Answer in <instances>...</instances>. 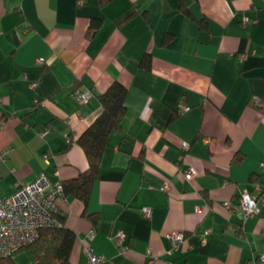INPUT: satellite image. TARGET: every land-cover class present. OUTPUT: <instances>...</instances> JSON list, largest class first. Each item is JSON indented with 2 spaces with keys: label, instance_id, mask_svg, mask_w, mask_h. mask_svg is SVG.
Wrapping results in <instances>:
<instances>
[{
  "label": "crops",
  "instance_id": "1",
  "mask_svg": "<svg viewBox=\"0 0 264 264\" xmlns=\"http://www.w3.org/2000/svg\"><path fill=\"white\" fill-rule=\"evenodd\" d=\"M183 5L0 0V197L41 174L78 177L99 96L128 89L86 208L97 220L73 196L59 203L70 264H90L86 246L99 264H264V0ZM76 89L98 96L80 104ZM244 194L259 213L226 206ZM173 232L185 240L169 253ZM14 260L34 264L26 250Z\"/></svg>",
  "mask_w": 264,
  "mask_h": 264
},
{
  "label": "built area",
  "instance_id": "2",
  "mask_svg": "<svg viewBox=\"0 0 264 264\" xmlns=\"http://www.w3.org/2000/svg\"><path fill=\"white\" fill-rule=\"evenodd\" d=\"M249 22L250 18H243L244 24ZM93 95L91 90L76 89L72 93V97L80 104L89 101ZM182 147L188 149L189 144L184 142ZM260 166L264 172V161L260 163ZM194 175L193 168L185 172L188 180ZM258 190L263 192L264 201V186L259 185ZM65 199L64 186L61 183L53 184L46 174L39 175L32 182L19 184L10 196L0 197V254L10 256L35 242L40 229L56 226L58 221L54 213L58 211L60 201ZM226 206H231L230 209L234 213L240 211L244 217L256 215L260 210L257 196L250 194L242 195L237 205L227 203ZM144 213L150 217L151 209L145 208ZM167 236L172 243L169 253L185 240L182 232L169 233ZM123 239V233L119 232L116 236V243L120 244ZM85 251L90 264H99L102 261V257L96 254L90 246H86ZM260 259L264 260V254L260 256Z\"/></svg>",
  "mask_w": 264,
  "mask_h": 264
},
{
  "label": "trees",
  "instance_id": "3",
  "mask_svg": "<svg viewBox=\"0 0 264 264\" xmlns=\"http://www.w3.org/2000/svg\"><path fill=\"white\" fill-rule=\"evenodd\" d=\"M104 3L107 0H99ZM186 0H181L182 6ZM95 22L92 28H96ZM128 89L119 81H114L100 96L101 111L88 128L79 136L78 143L83 148L88 167L79 173L78 177L63 184L65 196H73L80 200L85 209L88 206L92 188L98 179L104 150L108 146L110 134L122 129V120L127 112L126 96ZM179 114V113H177ZM260 186H263L260 184ZM84 215L97 220L85 210ZM58 224L54 227L40 229L38 238L32 244L18 250H26L34 264H70L69 257L76 235L66 227L65 215L57 211L54 213ZM16 252V253H17ZM14 254L3 256L0 254V264H16Z\"/></svg>",
  "mask_w": 264,
  "mask_h": 264
},
{
  "label": "water",
  "instance_id": "4",
  "mask_svg": "<svg viewBox=\"0 0 264 264\" xmlns=\"http://www.w3.org/2000/svg\"><path fill=\"white\" fill-rule=\"evenodd\" d=\"M94 94L98 96V93L97 92H95Z\"/></svg>",
  "mask_w": 264,
  "mask_h": 264
},
{
  "label": "rangeland",
  "instance_id": "5",
  "mask_svg": "<svg viewBox=\"0 0 264 264\" xmlns=\"http://www.w3.org/2000/svg\"><path fill=\"white\" fill-rule=\"evenodd\" d=\"M22 252V251H21Z\"/></svg>",
  "mask_w": 264,
  "mask_h": 264
}]
</instances>
